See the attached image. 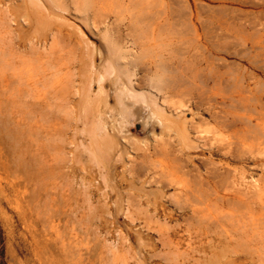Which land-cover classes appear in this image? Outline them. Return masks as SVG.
Here are the masks:
<instances>
[{
  "label": "rangeland",
  "instance_id": "rangeland-1",
  "mask_svg": "<svg viewBox=\"0 0 264 264\" xmlns=\"http://www.w3.org/2000/svg\"><path fill=\"white\" fill-rule=\"evenodd\" d=\"M165 2L172 18L161 26L147 20L115 22L112 12L106 17L109 8L117 9L113 4L88 15L90 21H101L100 31L81 23L90 44L104 49L106 38L116 41L128 62L117 65L121 71L108 77L105 89L112 92L125 76L134 100L153 97L152 109L186 125L192 157L183 149L187 142L168 128V119L160 125L151 118L146 127L132 114L122 133L127 156L123 163L116 159L118 206L113 204L116 195L111 198L99 188L98 178L79 170L70 191L76 212L63 206L65 201L52 212V199L35 194L21 178V73L11 77L17 81L0 89V264H264V138L259 134L264 132V0ZM156 5L148 10L157 12L161 6ZM71 14L82 17L83 11ZM4 38L21 71L19 36L4 32ZM86 45L73 46L71 55L80 56ZM64 48L66 59L69 48ZM80 66L72 68L73 78L76 84L83 78L87 87L93 71L85 66L80 72ZM92 88L98 85L93 82ZM234 117L236 125L219 127L220 120ZM249 117L248 127L238 120ZM59 119L64 156L79 166L78 118ZM233 131L242 132L241 140L228 149L219 137ZM237 150L245 159L231 162L237 171L227 178L219 161ZM233 179L250 207L243 206L234 218L232 205L222 199ZM129 180L137 186L146 182L162 200L153 199L154 206L129 190ZM227 253L233 258L223 260Z\"/></svg>",
  "mask_w": 264,
  "mask_h": 264
},
{
  "label": "bare ground",
  "instance_id": "bare-ground-1",
  "mask_svg": "<svg viewBox=\"0 0 264 264\" xmlns=\"http://www.w3.org/2000/svg\"><path fill=\"white\" fill-rule=\"evenodd\" d=\"M156 3L161 6L157 12L153 13L151 9L148 10ZM110 4L113 5L110 6ZM165 4V0H0V8H2L0 15V89L4 92L3 89H7L6 86H9L13 79L10 80V78L19 76L21 73V77H18L21 80V178L28 186H33L32 191L35 194H43L42 198L44 196L49 201L52 199V212V207L59 211L60 203L62 202L63 205L64 201L66 203L63 206H67L71 213L76 212V208L72 207L70 201V191L71 180L74 175L77 176L79 170L90 172L98 178L99 188L103 193L109 194L111 198L114 197L112 194L116 195V198L113 199L116 208L117 200H120L121 196L116 165L119 160L116 159L120 158L123 163L125 155L127 156L122 133L133 119L132 117L130 120V115L134 114V118L136 116L146 127L151 118L160 125L162 119L165 118V114L163 116L159 108H151L150 104L155 103V100L150 95H144L145 100L140 103L134 100L133 87H131L129 79H124L125 76L122 78V82L120 81L121 84L114 85L112 92L105 89V81L108 77L114 78L117 75L115 74L119 70L116 68L119 67L117 65H126L128 62L125 60L122 47L116 44V41L113 42L106 38L103 44L104 49L102 47L98 49L93 45L94 43H91L92 45L89 43L88 37L90 36L87 35L86 26L90 24L95 30L100 31L99 24L101 23L98 19L90 21L89 13H96L103 5L105 7L116 6L117 9L114 10L109 8V13H105L106 17H109L112 12L115 22L126 19L134 22L147 20L148 22L152 21L153 27H155V24L158 26L167 24L172 18V13L167 10V7L165 8ZM72 9L75 11L72 12ZM80 10L83 11L82 17L71 14ZM81 20H85L86 26L81 23ZM4 22L7 24L5 25ZM12 31L21 40V71H18L20 65L18 66L16 57H12V53V56L10 55L13 50L9 52V48L11 49L12 46L7 49L4 38V32ZM115 32L118 34V31ZM83 43L87 45L81 55H71L73 46L79 48ZM57 44L62 46V49H55ZM9 45L11 44L9 43ZM41 47H43L42 51L46 50V52L40 51ZM64 47L69 48L67 52L70 56L66 59L61 53V50L65 49ZM84 53L88 57V61L85 59ZM95 53L100 55V61L95 60ZM76 63L81 65L80 72L85 66L93 71L90 82L88 81L89 86H84V80L81 77L80 82L75 83L73 76L76 72L73 73L71 70L76 66ZM123 68L125 70L127 67L123 66ZM118 74L121 75L120 72ZM14 80L17 81L15 78ZM85 81L87 82V80ZM93 82L98 85L96 90L92 88ZM113 96L114 102H112ZM69 114L78 118V127L74 138L77 141L78 161L80 160L81 163L79 166L70 163L69 158L64 156L61 143L63 132H57L61 125L59 118L69 116ZM167 116L165 119L168 120L165 121L168 123V128L175 130V133L184 142H187L183 149H186V153L191 158L192 155L187 150L189 149V139L186 125L182 121H176L173 117L168 118ZM234 118L220 120L219 127L230 128L236 125V118ZM238 120H243L245 127L250 126V117L247 120L239 118ZM249 128L252 130V127ZM257 130L258 128L254 131L259 132ZM200 132L203 134V132L206 133V130ZM241 133L233 131L219 139L226 148L231 149L236 138L241 140L238 138L242 135ZM259 134L260 136L262 134L264 138V132H259ZM241 151L237 150V155L229 153V156L226 157L228 160L220 159L219 162L222 167H225L224 172L227 178H231L232 174L233 177L236 175L237 168L231 167V162L239 159L244 161L245 158L241 156ZM80 178L85 183L86 177L82 175ZM229 182L231 184L228 188L232 190L227 192V196L222 195V199L230 203L227 205H232L231 217L234 218L237 215L239 217L243 206L250 208L247 204L248 198L239 185H234V179ZM139 184L137 186L133 180H129V190L143 195L154 206L156 203L153 202V199L155 201L162 200V194L153 195L151 189L147 188L146 182L142 181ZM234 187L236 193L233 191ZM54 200L56 205L53 203ZM231 258L233 255L228 253L223 255V260Z\"/></svg>",
  "mask_w": 264,
  "mask_h": 264
}]
</instances>
